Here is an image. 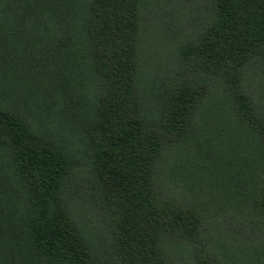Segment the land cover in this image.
<instances>
[{"label": "trees", "instance_id": "1", "mask_svg": "<svg viewBox=\"0 0 264 264\" xmlns=\"http://www.w3.org/2000/svg\"><path fill=\"white\" fill-rule=\"evenodd\" d=\"M0 264H264V0H0Z\"/></svg>", "mask_w": 264, "mask_h": 264}, {"label": "rangeland", "instance_id": "2", "mask_svg": "<svg viewBox=\"0 0 264 264\" xmlns=\"http://www.w3.org/2000/svg\"><path fill=\"white\" fill-rule=\"evenodd\" d=\"M158 61H160V57L157 58ZM161 60H165L163 57H161Z\"/></svg>", "mask_w": 264, "mask_h": 264}]
</instances>
